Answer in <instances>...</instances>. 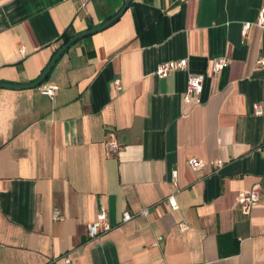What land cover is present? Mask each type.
<instances>
[{"label": "crops", "instance_id": "crops-1", "mask_svg": "<svg viewBox=\"0 0 264 264\" xmlns=\"http://www.w3.org/2000/svg\"><path fill=\"white\" fill-rule=\"evenodd\" d=\"M126 1L0 0V82L36 81L64 32L101 25ZM262 7L130 0L40 85L0 87V264H264V112L253 110H264V28L242 34ZM222 56L228 65L212 74ZM181 58L185 70L155 74ZM189 74L205 79L196 104L183 100ZM49 84L52 97L40 91ZM112 136L120 149L108 155ZM192 156L206 164L191 170ZM255 183L260 201L244 210L238 198ZM101 209L111 229L90 238Z\"/></svg>", "mask_w": 264, "mask_h": 264}, {"label": "built area", "instance_id": "built-area-1", "mask_svg": "<svg viewBox=\"0 0 264 264\" xmlns=\"http://www.w3.org/2000/svg\"><path fill=\"white\" fill-rule=\"evenodd\" d=\"M252 24H255L257 26H260L264 28V7L260 8L258 11V14L254 21H246L242 24V34L243 36H246L248 33L250 27ZM20 53H25V48L23 45L19 46ZM229 58L227 57H215L211 60V73L217 74L221 70H223L229 63ZM258 64L264 65V57H260L257 60ZM187 67V59L181 58L178 60H174L171 62H161L157 65L155 74L159 77H166L170 74L172 71H178V70H185ZM204 76L198 75V74H189L186 81V88L183 95V100L186 104H196L200 102L201 93L203 91L204 86ZM115 84L117 89H121V85L118 79L115 80ZM58 90V85L56 84H49V85H43L40 87V91L44 95H48L50 97L54 96V94ZM253 110L255 114H263L264 110L262 106L258 103L253 104ZM120 149V145L116 138L113 136L106 142V153L108 155H114L118 152ZM222 160H215L212 162V164L215 166L216 170H218L223 165ZM188 167L191 170H198L202 168L206 162L200 158H197L195 156L189 157L187 160ZM172 179L175 182L177 178V171L173 170L171 172ZM261 191V185L260 183H255L252 185L250 190L238 198V203L241 205V207L244 210H249L251 207L256 205L260 201V194ZM168 204L171 208V210H175L178 208L177 202L175 200L174 195H170L167 198ZM147 209L141 210V214H146ZM53 219L54 220H60L62 217L60 214L55 211L53 213ZM133 214L129 211H124L122 213V221L126 222L132 219ZM179 229L181 231H185L189 228L186 221H182L178 223ZM111 229V225L109 223L108 214L106 210L101 209L97 212L95 219L87 224V234L90 238H95L101 235L102 233H105ZM161 239V236L156 237V241H159ZM66 262H69V258H65ZM198 264H213L211 261H205Z\"/></svg>", "mask_w": 264, "mask_h": 264}, {"label": "water", "instance_id": "water-1", "mask_svg": "<svg viewBox=\"0 0 264 264\" xmlns=\"http://www.w3.org/2000/svg\"><path fill=\"white\" fill-rule=\"evenodd\" d=\"M129 1L130 0H127L125 2L124 6L121 8V10L115 16H113L112 18L105 21L103 24L95 26L93 28H90L86 31L79 33V34H76V35L72 36L71 38H69L64 44H62L60 46V48L56 51V53L53 55V57L51 58V60L49 61V63L47 64V66L45 67V69L43 70V72L41 73V75L39 76V78L36 81L29 83V84H10V83L0 82V87L25 88V87H35V86L40 85L42 83V81L47 77V75L50 72L55 61L58 59V57L62 54V52L65 49H67L74 41L81 38L82 36H85L87 34L94 32V31L100 30V29L106 27L107 25H109L114 19H116L117 16H119L122 13V11L128 5Z\"/></svg>", "mask_w": 264, "mask_h": 264}, {"label": "trees", "instance_id": "trees-1", "mask_svg": "<svg viewBox=\"0 0 264 264\" xmlns=\"http://www.w3.org/2000/svg\"><path fill=\"white\" fill-rule=\"evenodd\" d=\"M62 39H63V42H66L69 38H70V35L67 33V32H64L63 35H62Z\"/></svg>", "mask_w": 264, "mask_h": 264}]
</instances>
